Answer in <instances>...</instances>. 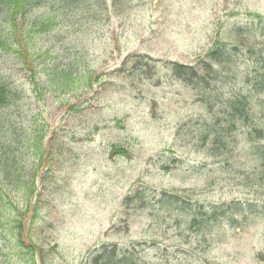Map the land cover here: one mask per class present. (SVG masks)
Masks as SVG:
<instances>
[{"label":"rangeland","instance_id":"374dc122","mask_svg":"<svg viewBox=\"0 0 264 264\" xmlns=\"http://www.w3.org/2000/svg\"><path fill=\"white\" fill-rule=\"evenodd\" d=\"M42 4L20 32L38 91L29 67L0 51L14 92L0 108L11 146L0 151L3 264H264V183L245 155L247 127L231 130L223 111L243 96L264 120V0ZM52 13L56 25L29 37L33 18ZM213 48L224 57L210 77L201 63ZM171 63L207 73L206 84L176 79Z\"/></svg>","mask_w":264,"mask_h":264},{"label":"trees","instance_id":"16d2710c","mask_svg":"<svg viewBox=\"0 0 264 264\" xmlns=\"http://www.w3.org/2000/svg\"><path fill=\"white\" fill-rule=\"evenodd\" d=\"M43 0H0V19L3 18L2 23L6 24L3 28L0 26V51L6 54H13L17 59L21 60L23 65L30 69L31 71V83L34 87L35 91L39 90V84L36 80V74L34 72V68L29 63L30 54L26 46H28L26 37H20L21 26L24 21L30 16L31 13L35 11L36 8L43 6ZM55 13L51 14V17L42 19L38 16H35L31 21V27L35 29L33 32H29L30 35L39 34V33H47L49 32L56 24ZM28 37V36H27ZM25 43V46L23 45ZM224 57V52L222 49L213 48L206 55L205 60L201 63L202 67L206 69L208 76L211 77L214 74V64L219 63ZM148 65V71L153 69V64ZM218 65V64H217ZM140 66V65H139ZM171 73L173 77L179 79L188 85H190L194 89L202 88V84H206V74L204 77L198 74L196 67L184 65L180 63H171L169 64ZM2 81V80H1ZM0 81V108L7 107L11 103V96L13 95V89L11 85L6 82ZM255 85L256 89L264 92V71L262 73H257L255 76ZM206 86V85H205ZM211 103V102H206ZM256 103V102H255ZM254 108L251 105V102H247L246 98L243 96H237L233 98L230 102L225 103L224 114L229 116L232 120L230 128L235 131V127L242 124L246 128L245 139L248 144L247 147L244 148L245 155L250 161L249 166L250 170L254 176L261 183H264V120L261 123H258L255 120L257 113L259 112V104ZM4 138V137H3ZM215 142L223 145L221 137L215 135ZM14 144L16 148L20 145L19 136L13 133ZM37 151L42 154L43 149V136L39 135L36 141ZM6 145L4 142H0V151L2 153L5 152ZM11 146H8L9 149ZM19 151V150H17ZM111 156L115 155H123L127 154V150L124 148H112L110 152ZM17 161V159H15ZM17 163V162H16ZM36 171L33 172V180L28 185L27 190V208H29V200L35 196L36 186H35V176ZM21 187L17 188V191H20ZM7 194L3 193V187L0 186V229L1 231L7 225L9 215L7 211L10 205ZM236 207H242V204H236ZM247 210L250 211L252 216H257L259 211L261 210L260 205L255 202L249 203L246 205ZM19 211V216H20ZM23 215H21L22 217ZM2 240H4L1 235ZM19 238H21V234H19ZM5 259L4 250H0V264H3L2 260ZM31 264H37L33 259Z\"/></svg>","mask_w":264,"mask_h":264}]
</instances>
